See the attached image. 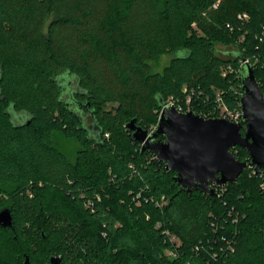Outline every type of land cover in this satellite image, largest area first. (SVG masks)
Returning <instances> with one entry per match:
<instances>
[{"label": "trees", "instance_id": "obj_1", "mask_svg": "<svg viewBox=\"0 0 264 264\" xmlns=\"http://www.w3.org/2000/svg\"><path fill=\"white\" fill-rule=\"evenodd\" d=\"M263 30L264 0H0V264H264L260 176L184 192L125 127L238 109L246 59L264 96Z\"/></svg>", "mask_w": 264, "mask_h": 264}, {"label": "water", "instance_id": "obj_2", "mask_svg": "<svg viewBox=\"0 0 264 264\" xmlns=\"http://www.w3.org/2000/svg\"><path fill=\"white\" fill-rule=\"evenodd\" d=\"M239 95L240 123L205 119L193 111L179 113L169 106L162 109L152 132L137 125L136 119L125 127L141 150L152 151L174 173L173 180L184 192L215 196L211 185L233 184L247 168L261 177L264 186V96L249 64L244 66ZM235 147L246 151L244 161L231 153ZM0 226H12L7 208L0 210ZM60 262L56 256L49 260V264ZM23 264H30L27 257Z\"/></svg>", "mask_w": 264, "mask_h": 264}, {"label": "built area", "instance_id": "obj_3", "mask_svg": "<svg viewBox=\"0 0 264 264\" xmlns=\"http://www.w3.org/2000/svg\"><path fill=\"white\" fill-rule=\"evenodd\" d=\"M237 19L240 21H246L248 19V16L245 13L238 14ZM261 40H264V30L261 34L260 41ZM245 64H250V60L246 59V60L242 61L240 67H242ZM228 70L230 71V69H228ZM225 73H226V71H224V73L222 75L224 76ZM222 99H223L222 95L217 93L215 95V98H214V106L212 107V111L207 112L206 114L200 115V116L205 118V119L222 118V119H225V120L232 122V123H240L242 120V112L240 109V103H239L238 109L230 110L224 105ZM191 103H192V98L190 95H187L185 97L184 103H178L175 100L169 99V100H167V102L164 104V106L159 111V115H160L163 108L169 107V106L174 107L177 110V112H179V113H186V112L192 111L191 110L192 109ZM155 128H156V125L153 128H150L148 130L152 132ZM214 186H216V185L213 184L210 187L213 188V190H214ZM217 186H219V185H217ZM263 188H264V186H263ZM169 255L172 258L176 256L174 254H169Z\"/></svg>", "mask_w": 264, "mask_h": 264}, {"label": "rangeland", "instance_id": "obj_4", "mask_svg": "<svg viewBox=\"0 0 264 264\" xmlns=\"http://www.w3.org/2000/svg\"><path fill=\"white\" fill-rule=\"evenodd\" d=\"M194 26V24L192 25ZM218 50L219 51H235L236 47H231V48H224V47H220L218 46ZM170 60V57H166L164 56L163 58H161V61L159 62L158 65L156 66H152L153 67V71H157L160 72L162 71V69L168 65ZM185 92V91H183ZM212 111V109H211ZM154 125L151 127L153 128ZM53 144L71 161L73 162L74 158H75V154L76 151L78 150V144L73 141V140H67L63 137H61L60 135H54L53 136Z\"/></svg>", "mask_w": 264, "mask_h": 264}]
</instances>
